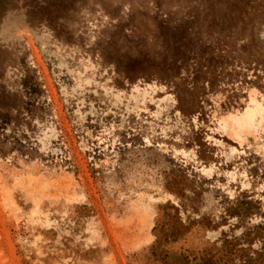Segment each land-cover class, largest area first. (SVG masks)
Segmentation results:
<instances>
[{
	"label": "rangeland",
	"instance_id": "374dc122",
	"mask_svg": "<svg viewBox=\"0 0 264 264\" xmlns=\"http://www.w3.org/2000/svg\"><path fill=\"white\" fill-rule=\"evenodd\" d=\"M0 264H264V0H0Z\"/></svg>",
	"mask_w": 264,
	"mask_h": 264
},
{
	"label": "bare ground",
	"instance_id": "6f19581e",
	"mask_svg": "<svg viewBox=\"0 0 264 264\" xmlns=\"http://www.w3.org/2000/svg\"><path fill=\"white\" fill-rule=\"evenodd\" d=\"M245 123H247V124H248L249 122L247 121V122H245Z\"/></svg>",
	"mask_w": 264,
	"mask_h": 264
}]
</instances>
